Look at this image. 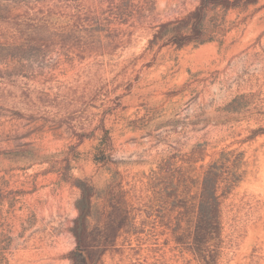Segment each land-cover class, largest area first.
Returning <instances> with one entry per match:
<instances>
[{
	"label": "rangeland",
	"instance_id": "obj_1",
	"mask_svg": "<svg viewBox=\"0 0 264 264\" xmlns=\"http://www.w3.org/2000/svg\"><path fill=\"white\" fill-rule=\"evenodd\" d=\"M200 1L0 0V264H71L76 180L89 230L129 214L94 264H204L173 236L208 165L213 264H264V0L209 6L179 48Z\"/></svg>",
	"mask_w": 264,
	"mask_h": 264
},
{
	"label": "trees",
	"instance_id": "obj_2",
	"mask_svg": "<svg viewBox=\"0 0 264 264\" xmlns=\"http://www.w3.org/2000/svg\"><path fill=\"white\" fill-rule=\"evenodd\" d=\"M241 2L255 4L257 0H201L186 19L187 24L191 25L190 33L173 36L172 43L181 48L192 41L199 40L202 35L200 23L209 6L230 8ZM221 176V172L214 165L205 167L199 182L197 202H193L191 206L182 205L179 207L181 214L192 216L189 229L186 234L180 233L181 223H179V228L173 236L178 246L183 247L186 252L204 264H213V257L210 256L212 252L209 249L219 239L221 233L220 203L217 196ZM153 177L154 181L159 179L172 181L174 175L170 172L168 160L164 161ZM76 183L80 190V199L77 202L78 215L74 219L72 227L75 247L69 252L68 259L71 264H94L99 251L114 243L118 233L124 230L123 221L124 219L129 220V214L124 212V216H118L115 212H109L102 232L94 233L93 230H89L87 225V219L91 213L92 187L83 180H76ZM175 187L176 185L164 187L166 194ZM168 197L166 196V198ZM101 253L102 251H100Z\"/></svg>",
	"mask_w": 264,
	"mask_h": 264
}]
</instances>
